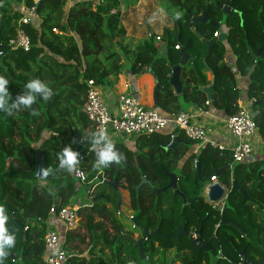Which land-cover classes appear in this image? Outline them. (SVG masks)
I'll use <instances>...</instances> for the list:
<instances>
[{"label":"trees","instance_id":"trees-1","mask_svg":"<svg viewBox=\"0 0 264 264\" xmlns=\"http://www.w3.org/2000/svg\"><path fill=\"white\" fill-rule=\"evenodd\" d=\"M13 1L23 0H0V76L9 80L12 99L26 91V83L34 79L46 83L53 96L48 101L37 98L32 106L35 115L31 110L13 114L0 111V207L8 216L4 227L16 238L3 264H44V238L48 221L55 215L53 210L75 207L79 193L90 192L88 185L83 187L76 181L73 171L60 168V156L66 148L84 156L77 165L85 170L89 183L98 181L91 190L92 205L79 210L85 235L75 231L65 235L67 264H141L135 243L127 238L118 241V229L124 236L133 238V234L125 232L109 213L107 207L111 205L118 214L117 192L104 182H116L129 192L133 219L139 225L148 224L151 231L159 229V234L145 243L146 252L153 251L150 264H156L160 250L173 249L179 255L176 264H211L209 253L191 246L188 239H176L175 224L179 222L187 232L202 229V239L211 241L214 252L223 256L214 264H264V161L233 164L229 149L219 151L209 146L196 156L197 144L178 132L179 141L173 149H169L172 135L166 133L142 135L134 139L133 148L114 143L125 159L97 170L90 143V134L97 129L83 111L88 83L114 87L127 67L137 76L152 70L158 78V109L169 117L189 106L205 107L207 97L200 86L211 85L206 76L209 73L215 77L210 107L231 117L239 109L240 90L232 68L223 64L228 46L236 57L237 74L248 80V98L256 100L252 111L264 142V0H231L228 16L220 9L228 0H165L161 9L174 23L173 29H164L160 42L151 35L138 46L127 41L122 23L121 5L128 3L126 0L88 1L72 7L69 0H26L28 5H35L39 16L35 25L26 29L32 42L27 53L6 46L19 19ZM132 3L136 5L137 0ZM177 11L182 13L180 20L173 18ZM205 12L210 22L221 25L219 30L192 21ZM216 34H226L227 40L217 42L207 56L203 41L212 40ZM157 44L164 46L165 56ZM182 47L192 60L182 70L183 94L176 95L169 84V64H179ZM37 154L45 158L49 180L39 177ZM228 166H233L232 172L226 171L221 178L231 192L220 213L207 204L202 193L215 169ZM171 173L179 176V189L193 208L184 205L181 198L173 199L172 192L157 195L169 184L167 174ZM143 179L147 183L142 184ZM164 208L177 211L169 216L161 212L158 217ZM96 217L103 220L97 222ZM222 221L226 224L221 225ZM230 224L241 228L245 237ZM81 245H86V250H80ZM242 252L245 263L241 262Z\"/></svg>","mask_w":264,"mask_h":264},{"label":"built area","instance_id":"built-area-1","mask_svg":"<svg viewBox=\"0 0 264 264\" xmlns=\"http://www.w3.org/2000/svg\"><path fill=\"white\" fill-rule=\"evenodd\" d=\"M88 1L99 0H69L68 6L72 7L74 4ZM15 4L19 19L15 21V35L9 39L6 46L11 51L27 53L32 48V42L26 29L29 26H34L39 20V16L35 5H28L26 0ZM215 37H219V34H216ZM156 41L160 42L161 38L157 36ZM0 46L2 48V44ZM176 49L180 50V47L177 46ZM1 56H3L2 50H0ZM88 88L89 92L83 111L96 129L104 128L112 140L117 137L116 135L133 140L142 135L162 134L165 133L169 125H173L174 132L171 134L172 139L174 140L177 132H182L188 139L197 144L194 150V155L196 156L206 146L219 151L228 150L226 146L212 141L207 127L199 121L200 117L209 114L205 109L211 106V103L208 101L205 103V107L196 106L195 111H182L176 115L166 117L153 109L147 108L131 91H126L118 95L117 107L111 110L105 104L103 98V92L107 89L102 86H97L93 82L88 83ZM255 102V99L249 100L251 109L240 105L236 114L224 122L226 130L233 140V145L229 149L233 156V164L245 162L254 153V140L259 134V129L252 111V106ZM83 158L84 156L78 155V164H80ZM195 164H197V161ZM230 167L232 169V166ZM73 175L76 181L83 187L90 185L87 173L80 165L75 167ZM214 182H217V180L215 177H212L211 183L206 186V190ZM91 194V190L87 192L91 200L89 206L92 205ZM212 207L220 213L224 210V204H217ZM81 208L75 206L67 207L57 212L53 210L57 219L65 228V235L77 229L80 220L79 210ZM190 236L193 240L197 239L198 231H191ZM65 243V236L56 230L48 229L44 238L46 249L44 264H67L68 252L65 249ZM241 262H243V259H241Z\"/></svg>","mask_w":264,"mask_h":264},{"label":"water","instance_id":"water-1","mask_svg":"<svg viewBox=\"0 0 264 264\" xmlns=\"http://www.w3.org/2000/svg\"><path fill=\"white\" fill-rule=\"evenodd\" d=\"M222 13L225 16H228L231 12H232V8H231V0H228V2L226 3L225 6L220 8ZM192 21L195 23H198L200 25H211L213 27H215L216 29H220L221 25L217 24V23H213L209 21V16L208 13L205 12L204 14L194 17L192 18ZM197 37L199 38V40H203L202 36L199 34H196ZM227 40V35L226 34H221L219 35V37H215L210 41H203V43L207 46V56L210 54L213 46L219 42V41H225ZM246 40H247V35H246ZM250 49L252 51V53L254 54V56L256 58L260 57V54L258 51H256L254 49V47L252 46V44L249 43ZM1 48V46H0ZM192 60V57L187 53L186 49L184 47L181 48V52H180V62L178 65H174V64H169V68L172 72L171 74V78L169 81L170 86L174 89L175 94L176 95H182L183 94V82H182V70L188 65V63ZM150 75L153 76L156 87L154 90V106L158 107L159 106V102H158V92H159V86H158V78L154 75V73L152 72V70L148 71ZM200 90L202 92L205 93L206 97H207V101L212 103L213 101V94H214V90H215V77L212 76V82L211 85L209 87H205V86H200ZM80 141V140H79ZM179 141L178 137H175L172 144L169 146V149H173L175 144ZM38 157V161L40 164V179L43 180H49L48 177H46L45 175V169H46V162H45V158L43 156H41L40 154H37ZM231 167L228 166L226 168H222V169H215V178L216 180H218L226 171H230ZM168 178L170 179L169 184L163 188L157 191V195H161L164 193H168L173 191L174 192V198H181L183 201L184 205H187V199L185 197V195L180 191L179 186H178V181H179V176L176 175L175 173H171V174H167ZM200 177V171H199V166L197 169V179ZM147 183L146 179H143L142 184ZM105 185L113 188L116 192H117V210L119 211V213L121 214V217L124 218V214L120 212L121 209V205L123 204V198L121 196V193L119 191V184L116 182H104ZM150 186L151 184L148 183ZM207 186V185H206ZM206 186L204 188L203 191V197L206 199L207 204H209L210 206H215L217 204H224L226 203L227 200V196H228V189L224 188L221 184L217 182L212 183L208 189L206 190ZM236 187H234L235 189ZM189 206L191 208H193V204L190 203ZM54 212H57V207L54 209ZM132 224H133V228L135 230L140 231V237L139 240H136L134 238V234H133V238L132 237H128V236H124L121 234V231L118 229V233H119V240L120 241L122 238H127L130 241H132L133 243H135L136 247L138 248V253H139V257L141 260V264H150L149 259H150V255L152 252H146V246L145 243L147 241H149L152 236H157L159 234V229H157L154 232H150V228L148 224H145L144 226L139 225L135 219L132 218L131 220ZM186 224V223H185ZM226 223L224 221L221 222V225H225ZM231 227H233L235 230H237L239 233L242 234L243 237H245V233L236 225L230 224ZM176 229L178 230V234L176 236L177 240H181L182 238L188 239L190 241L191 246H194L196 248H198L200 251H204L206 253H211L213 251L212 247H211V241H204L202 239V229L199 230L198 232V238L193 240L191 239L190 233L187 232L186 230V226L184 225L182 228H180L177 224H175ZM116 228H118V226H116ZM263 232H264V227L262 228ZM214 240H216V238H214ZM156 248L158 249V246L156 244ZM169 252V251H168ZM168 252H164L162 250H160L159 254L157 257H155L154 262L156 264H176L175 261L178 260L179 255L176 254L175 257H173L171 260H169L170 258H168L167 253ZM243 252L241 253V257L243 258ZM163 257V259L161 260V258ZM168 258V259H167ZM222 255L221 253L218 255V259H221ZM243 262H247V260L244 258ZM249 264H253L251 261L248 262Z\"/></svg>","mask_w":264,"mask_h":264},{"label":"crops","instance_id":"crops-1","mask_svg":"<svg viewBox=\"0 0 264 264\" xmlns=\"http://www.w3.org/2000/svg\"><path fill=\"white\" fill-rule=\"evenodd\" d=\"M126 1L129 4L128 7H125V5H123V4L121 5L122 6V8H121V10H122V23H123V25L126 28L127 33H128V42H129V39L134 40V42L132 44L133 46H138L140 43H142L144 40L149 38L151 35H154L155 37H157V36L161 37L164 29H166V28L173 29L174 23L171 20H169L165 14L163 16L165 18H167L172 25L168 24V26L164 25V26H160V28H159V26H157V24H153L154 22L157 21V19H151V21L144 20L145 11H140V10L136 11L137 10L136 7H138V9H140V7L142 5V2H140L141 0L139 1L138 5L137 4L133 5L132 1H135V0H126ZM137 2H138V0H137ZM15 3H17V2H15V1L12 2L13 7L16 10V4ZM143 25H145L148 28L146 31H144V29L142 28ZM154 29H155V31H154ZM224 29H226V28L223 27V30ZM157 46H158V44H157ZM227 49H230V48L227 46ZM230 61L234 62V64H233L234 67H233L232 71L235 73V79H236V82L238 85V89L240 90L239 106L240 105L246 106V107H249L251 109V106L249 105L250 99L248 98V94H247L248 93V80L246 78H241V76L239 74H237V69L235 68V63H236L235 55H234L233 60L230 59ZM230 61H227V59L225 57L223 64L230 67V64H231ZM206 74H207L206 76H207L208 81L212 82V75L209 73H206ZM155 87H156V84H155L154 78L152 75L149 74V72L144 73L142 75H138V76L132 75L129 72V68L126 67L124 69L123 75H121L119 77L116 85L114 87H108L107 90H108V92L110 91V94H112V93L115 94L116 102H117V96L118 95H120L126 91H131L137 97L140 98V100L142 101V103L145 106L149 107V109H154V108H156L154 106V90H155ZM141 96H143V98H141ZM108 99H110V97ZM195 109H196V107L189 106L186 109V111H195ZM111 110H114V107ZM206 112H208L209 114L200 117L199 121H200V123H202L203 125H205L207 127L208 131L210 132L211 140L215 141L221 145H224L228 149H230L231 146L233 145V140H232L231 136L229 135V133L227 132L225 125H224V122L229 117L225 113L217 111L212 107L207 108ZM166 117H168V116H166ZM173 132H174V126H172L171 130L167 131L166 134H173ZM177 133L175 134L176 137H177ZM114 140L115 141L116 140L121 141V143L124 142V140H122V139L119 140V138L114 139ZM115 141H113V143L117 142V141L116 142ZM126 141H128V140H126ZM130 141L133 142V146H134L135 141H132V140H130ZM254 148H255V150H254L253 155L250 156L249 158H247L245 160V163H251L254 161H264V142H263V139H262L260 133L258 134L256 139L254 140ZM232 170H233V166H232V169L230 170V172H232ZM217 181L219 184L222 183L221 185L224 188L228 189V193L231 192V189L227 185L224 184V181L221 177ZM134 216H135V214H134ZM176 224L180 228L183 227L182 223H180V222L176 223ZM131 228H133V226H131ZM217 228H218V226H217ZM48 229L56 230V231L60 232L63 236H65V228H64L63 224L57 219L56 215L50 217V219L48 221ZM177 234H178V230H177ZM205 241H208V240L205 239ZM170 253L173 255L171 257H175V255L177 254V251H176V249H173V250L168 252V254H170ZM243 254H244V252H243ZM243 257H244V255H243ZM216 261L217 260H215L214 263H216Z\"/></svg>","mask_w":264,"mask_h":264},{"label":"clouds","instance_id":"clouds-1","mask_svg":"<svg viewBox=\"0 0 264 264\" xmlns=\"http://www.w3.org/2000/svg\"><path fill=\"white\" fill-rule=\"evenodd\" d=\"M166 14L163 9H157L156 15ZM182 13L177 11L173 14L175 20H180ZM9 80L0 76V111L13 114L21 110H31L32 114H36V110L32 107L37 98L48 101L53 96L52 89L39 79H34L26 83L22 94L12 99L8 89ZM91 150L94 152L95 160L93 167L97 170L108 168L113 164H120L125 158L117 149L113 141L109 138L104 128L90 134ZM78 153L71 148H66L60 156V168L67 172H72L79 163ZM47 175V173H45ZM8 220V216L3 207H0V264L8 256L9 251L14 248L16 243L15 235L10 233L4 225Z\"/></svg>","mask_w":264,"mask_h":264},{"label":"rangeland","instance_id":"rangeland-1","mask_svg":"<svg viewBox=\"0 0 264 264\" xmlns=\"http://www.w3.org/2000/svg\"><path fill=\"white\" fill-rule=\"evenodd\" d=\"M139 1L140 0H138V2H137V5H138V3H139ZM163 1H165V0H141L140 2H142V5H141V7H140V9H138V7H136V11H138V10H140V11H145V16H144V20H148V21H151V19H157V21L156 22H154L153 24H157V26H159V28H160V26H164V25H167L168 26V24H171L170 23V21L167 19V18H165L163 15L164 14H162V15H159V16H157L156 15V12H157V9H161V4H162V2ZM133 2V1H132ZM129 4L128 3H126L125 4V7H127ZM126 11V10H125ZM172 25V24H171ZM142 28L144 29V31H146L148 28L145 26V25H143L142 26ZM153 29V28H152ZM154 31H155V29H154ZM224 31V33H226V29H224L223 30ZM127 41H128V39H127ZM133 42H134V40H132V39H129V43L130 44H133ZM135 44V43H134ZM158 48H159V52H160V54L161 55H163V56H165V54H166V52H165V48H164V46H162L161 44H158ZM233 58H234V54H233V51L231 50V49H227V52H226V59H227V61H230V59L231 60H233ZM231 62V64H230V67L233 69V64H234V62H232V61H230ZM241 78H245V77H242L241 76ZM210 79V78H209ZM110 97V99H108ZM103 98H104V102H105V104L110 108V109H112L113 107H114V109L117 107V102H116V96H115V94H110V91L108 92V90L106 91H104L103 92ZM139 98V97H138ZM141 98H143V96H141ZM140 99V98H139ZM147 107V106H146ZM147 108H149V107H147ZM154 111H156V112H158V113H160L161 114V110L160 109H158V107H156V108H154L153 109ZM161 115H163V114H161ZM172 126L173 125H169V127L166 129V132L167 131H169V130H171V128H172ZM165 132V133H166ZM117 137H115L114 139H118L119 138V140L120 139H122V140H124V142H122V143H125L127 146H129L130 148H133V142H131L129 139H127V138H125V137H121L120 135H116ZM126 140H128V141H126ZM112 141H115V140H112ZM117 141V140H116ZM115 141V142H116ZM132 141H134V140H132ZM121 143V141H117L116 143ZM98 183V181H94V182H92L90 185H89V187L91 188V190L94 188V187H96V184ZM222 184V183H221ZM99 191H104V189L103 188H99L98 189ZM119 191H120V193H121V196H122V198H123V204L121 205V209H120V212L121 213H123L124 214V218H122L121 217V214L119 213V211H118V214L116 215V213H115V210L113 209V207L111 206V205H109L108 207H107V209H108V211H109V213L111 214V215H113V216H115V218H116V220H118L121 224H122V226H123V228L125 229V232H131V233H133L134 234V238L136 239V240H139V237H140V231H138V230H135L134 228H131V226H133V224H132V222H131V220H132V218L134 217V211L131 209V200H130V194H129V192L128 191H126V190H123L122 188H120L119 189ZM108 194H112V192L110 191V190H107L106 191ZM167 193H164V195H166ZM90 196H88V195H85V193L83 194L82 192H80L79 193V195H78V198H77V200H76V206H79V207H84V206H89L90 204H91V200H90V198H89ZM179 204V203H178ZM177 207H179V205H176ZM168 208H164V209H162V211H158V214H157V216L158 217H161V212H162V214L164 213V215H167V216H169V213L171 212V213H173V212H175L176 213V211H177V208H175V211H172L171 210V208L169 209V210H167ZM178 213V212H177ZM103 219L102 218H98V217H96V221L97 222H101ZM84 219H82V218H80V220H79V223H78V226H77V229L75 230V234L76 235H80V236H84L85 235V229H84ZM111 231H112V229L111 228H109ZM127 229V230H126ZM87 242V241H86ZM80 250H86V245H81L80 246ZM220 253H218V251L216 250L215 252H211L210 253V262H211V264H213L214 263V261L215 260H217L218 259V255H219ZM167 256H169L168 258H170L169 260H171L173 257H171V256H173L171 253L170 254H168L167 253ZM163 257L164 256H162V258H161V260L163 259ZM167 258V259H168ZM223 258V257H222Z\"/></svg>","mask_w":264,"mask_h":264},{"label":"flooded vegetation","instance_id":"flooded-vegetation-1","mask_svg":"<svg viewBox=\"0 0 264 264\" xmlns=\"http://www.w3.org/2000/svg\"><path fill=\"white\" fill-rule=\"evenodd\" d=\"M120 188H121V187L119 186V189H120ZM171 192H172V194L174 195V192H173V191H171ZM189 204H190V203L187 202V205H189ZM150 232H154V231H151V230H150ZM157 246L159 247L158 244H157ZM212 252H214V250H213ZM222 257H223V256H222ZM221 259H222V258H221Z\"/></svg>","mask_w":264,"mask_h":264}]
</instances>
